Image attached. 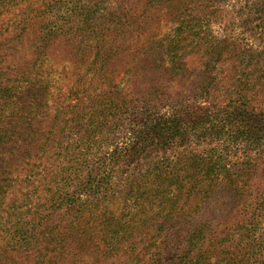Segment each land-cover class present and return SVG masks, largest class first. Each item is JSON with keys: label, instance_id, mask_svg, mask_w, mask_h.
Masks as SVG:
<instances>
[{"label": "trees", "instance_id": "trees-1", "mask_svg": "<svg viewBox=\"0 0 264 264\" xmlns=\"http://www.w3.org/2000/svg\"><path fill=\"white\" fill-rule=\"evenodd\" d=\"M108 1L42 0L38 8L35 0H0V14L15 7L30 11L28 20L47 13L44 41L70 44L72 31L84 52L92 31L91 76L114 55L113 63L125 50L136 55L125 61V92L116 86L101 101L93 134L74 131L98 147H58L59 170L40 167L53 192L38 198L41 213L31 211L39 221L26 220L27 229H13L0 245V264H264V85H257L264 79V0H147L165 10L169 24L141 45L123 39L121 28L137 12L124 13L122 0L101 9ZM228 63L239 88L223 98L216 74ZM190 69L199 82L184 83ZM7 135L1 131L0 139ZM63 203V215L42 213L43 204ZM40 219L42 233L34 227Z\"/></svg>", "mask_w": 264, "mask_h": 264}, {"label": "rangeland", "instance_id": "rangeland-1", "mask_svg": "<svg viewBox=\"0 0 264 264\" xmlns=\"http://www.w3.org/2000/svg\"><path fill=\"white\" fill-rule=\"evenodd\" d=\"M41 1L35 0L33 6L39 8ZM116 1L109 0L107 3L110 4L103 2L101 9L104 7L116 9L118 7ZM146 1L122 0L125 6L122 8L124 13L128 15L132 11L137 12L136 16L128 15L123 19V24L126 26L121 27L125 30L122 36L123 39L128 40V43L133 41L132 44L140 43L141 45L147 41H154V37L156 38L169 24L168 17L164 15L165 10L159 11L145 6ZM233 4L234 2L228 3V11L233 10L235 5ZM19 8L24 10L27 7L19 6ZM29 12L20 13L15 7L11 12L0 14V43L2 46L4 44L8 46V49L5 47L0 49V110H2L0 132L8 133L5 139H0V245L9 242L13 229L17 228L18 231L21 228L27 229L30 224L23 225L26 220L39 221L35 220L31 211L38 209L41 213V203L38 198L49 195L50 191L53 192L51 189L45 190L49 178L44 175V170H40V167L50 165L49 170L53 167L59 170L60 165L57 161L63 154L58 147H69V151H72V147H98L91 140L79 142L78 137L75 136L78 131L79 135L93 134L90 132V127L96 120L101 101L105 102L110 93L109 90L116 86L118 90L125 92L122 88V76L127 67L125 61L133 60L136 56L132 53L133 51L125 50L122 55L119 53L122 57L115 63H113L116 57L114 55L104 72L98 76H91L89 59L90 54L94 52L90 46L94 43L92 31L84 35L88 39L90 49L86 48L84 52L78 48L77 36L80 34L72 31L67 34L71 37L68 38L70 44L62 38V41H54L47 37L44 41L42 36L45 35L49 24V15L41 13L34 19L28 20L26 16ZM103 24L101 25L103 29L108 26L105 21ZM68 26L72 27L70 29L74 28V24ZM214 28H217V25ZM102 33L107 38L106 31ZM39 43L43 45L38 48L42 50V53H38ZM137 51L140 52V50ZM36 58L37 61L43 62H36ZM198 62L201 63V60ZM193 70L190 69L192 75L185 74L183 79L185 84L188 79H192L195 83L200 81L201 75L197 72L198 70ZM216 78H219L216 80L217 83L224 82L219 90L223 98L236 95L231 94V89L239 88V77L232 63L225 65L222 72L218 71ZM146 80L154 82V75L146 76ZM259 81L257 85H264L263 78ZM187 86L191 87V84ZM263 97L261 95L259 98ZM11 108L14 110H10ZM29 114L31 117H28ZM80 116L83 119H80ZM99 147H105V145L102 144ZM25 150L26 153H23ZM27 157L34 161L37 167L32 168L30 164H27ZM47 158H50L51 162H46ZM70 163L74 167L79 166V161L74 162V158ZM64 206L63 203L60 208L52 206L47 209L48 206L43 204L42 213H48L54 218L59 216V213L62 215L65 213ZM40 221L41 223L34 227L36 232L42 233L46 231V226L44 221L41 219ZM55 223L59 225L58 221ZM48 227H52V224ZM61 227L60 224L56 229L51 228L53 230L50 233L53 234L54 230H60ZM25 235L26 233H22L15 236L10 243H14L16 238ZM35 237L43 238L39 235ZM45 242L50 241L47 238ZM15 257L19 261V257L16 255ZM8 259L14 260L13 255Z\"/></svg>", "mask_w": 264, "mask_h": 264}]
</instances>
